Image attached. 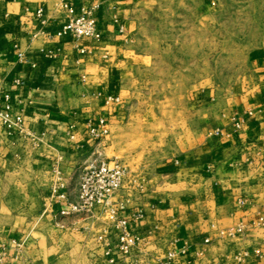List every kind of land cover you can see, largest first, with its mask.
<instances>
[{"label": "crops", "instance_id": "crops-1", "mask_svg": "<svg viewBox=\"0 0 264 264\" xmlns=\"http://www.w3.org/2000/svg\"><path fill=\"white\" fill-rule=\"evenodd\" d=\"M65 1L75 11L99 7V40L76 42L62 32L60 0H0V88L10 95L12 115L24 120L21 129L0 122L5 264H106L96 237L106 231L113 246L116 236L100 209L69 217L59 210L77 202L83 167L108 159L110 149L117 159L129 125L124 78L135 64L136 14L152 0ZM115 97L119 104L107 102ZM196 113L202 122L196 129L184 123L174 153L156 158L151 169L127 160L116 200L126 203L124 217L142 212L130 229L144 239L131 260L264 264V54L250 61L244 88L222 108ZM98 119L108 135L95 140L87 125ZM217 130L223 135L214 136ZM60 184L65 200L52 192ZM14 242L22 244L18 257Z\"/></svg>", "mask_w": 264, "mask_h": 264}, {"label": "rangeland", "instance_id": "rangeland-1", "mask_svg": "<svg viewBox=\"0 0 264 264\" xmlns=\"http://www.w3.org/2000/svg\"><path fill=\"white\" fill-rule=\"evenodd\" d=\"M135 64L124 78L119 154L152 168L176 150L183 124L223 107L244 88L250 61L264 54V0H152L138 9ZM187 135V134H186ZM125 185V184H124Z\"/></svg>", "mask_w": 264, "mask_h": 264}, {"label": "built area", "instance_id": "built-area-1", "mask_svg": "<svg viewBox=\"0 0 264 264\" xmlns=\"http://www.w3.org/2000/svg\"><path fill=\"white\" fill-rule=\"evenodd\" d=\"M61 8L67 19L62 32L69 34L76 42L99 40L101 33L97 28L98 6L83 7L80 11H75L65 0H60ZM37 16H42V11L37 12ZM85 50H79L80 54H85ZM18 59L23 60V55L18 54ZM15 86H21L23 83L19 80L13 82ZM10 95L7 91L0 88V122L7 128L21 129L23 118L21 115H12L9 102ZM107 102L119 104V98H108ZM4 103V106H1ZM105 119H98L96 122L88 123V134L95 140H100L108 135ZM236 129H240L242 121L236 120L234 123ZM214 136L223 135L221 131H215ZM127 170L117 164L115 161L100 159L96 164L83 167L78 173V192L76 203H64L60 208L59 215L69 217L75 214H88L96 209H100L106 216V219L112 224L115 230V238L112 241L113 246L107 241L108 234L104 231L96 237L100 244V249L106 264H135L132 262V256L143 243V237L138 233H133L130 229V223L140 220L142 212L138 211L130 218L122 216L126 211V203L116 200L124 188L127 180ZM64 185L60 184L52 189L53 194L60 200H65V194L61 192ZM206 239L204 244H208ZM19 256L21 243H13ZM7 249L0 248V264H5V255ZM175 255L170 253L168 258L171 260Z\"/></svg>", "mask_w": 264, "mask_h": 264}]
</instances>
